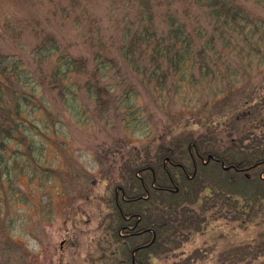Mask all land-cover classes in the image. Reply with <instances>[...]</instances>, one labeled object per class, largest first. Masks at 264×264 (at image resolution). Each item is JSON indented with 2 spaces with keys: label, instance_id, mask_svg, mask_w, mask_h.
<instances>
[{
  "label": "rangeland",
  "instance_id": "obj_1",
  "mask_svg": "<svg viewBox=\"0 0 264 264\" xmlns=\"http://www.w3.org/2000/svg\"><path fill=\"white\" fill-rule=\"evenodd\" d=\"M238 1L264 18L256 0ZM128 2L0 0V52L19 58L32 76L21 110L28 121L24 133L35 143L31 150L28 139L12 141L6 155L10 175L0 173V264H130V250L147 234L129 237L118 227L115 194L126 163L152 156L174 136L207 127L225 142L246 132L245 142L264 143V125L248 115L252 106L264 112V68L248 69L247 86L225 97L185 86L151 94L131 79L139 93L137 114L108 110L100 120L87 110L88 121L81 124L86 116L80 110L74 119L76 111L66 110L57 90L34 74L36 67L45 74L53 65L39 61L35 47L51 34L71 55L91 60L118 37ZM123 78L111 68L104 80L115 88ZM0 80L10 91L22 90L14 76ZM212 211L178 248L149 256V264H264V214L213 219Z\"/></svg>",
  "mask_w": 264,
  "mask_h": 264
},
{
  "label": "trees",
  "instance_id": "obj_2",
  "mask_svg": "<svg viewBox=\"0 0 264 264\" xmlns=\"http://www.w3.org/2000/svg\"><path fill=\"white\" fill-rule=\"evenodd\" d=\"M256 3L264 7V0ZM125 8L117 39L102 46L92 61L71 55L51 34L35 47L38 60H52L53 65L45 74L36 67L34 74L57 90L66 110L76 111L74 119L80 110L83 118L87 110H95L100 120L108 110L137 114L139 93L128 84L131 79L151 94L185 86L225 97L247 86L248 69L264 68V18L238 0H129ZM21 64L19 58L0 52V78L14 76L22 88L10 91L0 82V173L8 176L10 143L28 139L21 101L32 76ZM111 68L124 73L115 88L104 80ZM82 75V82L75 80ZM83 96L94 106L83 102ZM254 109L250 107L248 115L264 125V112ZM84 119L81 124L88 121ZM249 135L238 132L225 142L209 127L188 131L157 146L152 156L125 164L115 206L119 228L132 237L147 234L142 243L147 245L137 249L136 264H149V256L178 248L206 221L207 211L213 210V219L264 214V143L254 138L245 142ZM27 145L32 150L35 143L28 139Z\"/></svg>",
  "mask_w": 264,
  "mask_h": 264
},
{
  "label": "flooded vegetation",
  "instance_id": "obj_3",
  "mask_svg": "<svg viewBox=\"0 0 264 264\" xmlns=\"http://www.w3.org/2000/svg\"><path fill=\"white\" fill-rule=\"evenodd\" d=\"M127 231H128V229H127ZM130 233H128V235H129ZM134 249V248H133ZM137 248L135 247V249L134 250H136ZM131 251V252H129V259H130V264H135V256L137 255V252L138 251Z\"/></svg>",
  "mask_w": 264,
  "mask_h": 264
}]
</instances>
